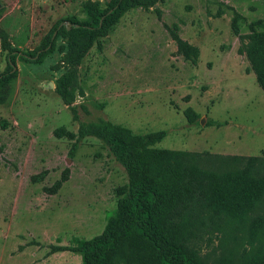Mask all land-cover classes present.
<instances>
[{"label":"rangeland","instance_id":"rangeland-1","mask_svg":"<svg viewBox=\"0 0 264 264\" xmlns=\"http://www.w3.org/2000/svg\"><path fill=\"white\" fill-rule=\"evenodd\" d=\"M112 1L0 0V30L20 52L42 47L56 26L68 28L54 32L41 61L16 59V78L1 85L0 264H82L51 248L100 235L128 183L105 143L56 138L57 128L76 133L79 122L104 119L134 134L164 131L158 149L264 156V93L239 53L251 23L264 29V0H141L103 34L70 33V20L85 22ZM169 30L198 48L195 65ZM5 68L0 46V74ZM69 73L76 120L56 92ZM188 107L197 122L184 117ZM208 237L203 248L215 258L235 247L221 233ZM243 248L249 254L252 246L244 240Z\"/></svg>","mask_w":264,"mask_h":264},{"label":"trees","instance_id":"trees-1","mask_svg":"<svg viewBox=\"0 0 264 264\" xmlns=\"http://www.w3.org/2000/svg\"><path fill=\"white\" fill-rule=\"evenodd\" d=\"M138 1L113 0L106 9H94L85 22L70 20V33L103 34ZM257 27H262L261 22L249 25L239 53L245 55L264 93V29ZM232 30L239 35L235 19ZM56 31L68 34L67 26H56L42 47L20 52L0 30L1 50L6 53L0 90L3 83L16 78V59L39 62L52 50ZM169 32L178 52L195 65L198 48L183 41L176 31ZM73 79L72 73L64 76L56 92L76 120V108L70 106ZM183 115L191 124L199 119L189 107ZM53 135L77 142L93 137L105 143L124 168L128 183L117 189V206L107 216L100 235L89 240L74 238L68 246L52 247L51 253L78 254L82 264H264V156L158 149L154 146L165 137L164 131L134 134L104 119L79 122L76 133L57 128ZM67 172L50 192L55 193L66 181ZM215 233L234 241L227 256L215 258L204 251V237ZM244 240L252 246L249 254L245 248L244 253L239 250ZM256 243L259 246H253Z\"/></svg>","mask_w":264,"mask_h":264},{"label":"water","instance_id":"water-1","mask_svg":"<svg viewBox=\"0 0 264 264\" xmlns=\"http://www.w3.org/2000/svg\"><path fill=\"white\" fill-rule=\"evenodd\" d=\"M0 6H1V4H0ZM48 84H49V86H51V85H52V83H51V82H49Z\"/></svg>","mask_w":264,"mask_h":264}]
</instances>
